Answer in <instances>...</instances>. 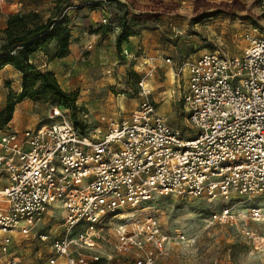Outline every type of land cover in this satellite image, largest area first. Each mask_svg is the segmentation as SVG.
<instances>
[{"label": "built area", "instance_id": "obj_1", "mask_svg": "<svg viewBox=\"0 0 264 264\" xmlns=\"http://www.w3.org/2000/svg\"><path fill=\"white\" fill-rule=\"evenodd\" d=\"M99 1L101 24L108 25V0L92 3ZM243 37L240 58L206 48L176 64L162 101L182 106L183 129L157 113L144 81L139 110L130 119L111 120L100 138L82 136L67 119L23 131L0 129V264H23L18 248L27 240L50 242L49 255H39L46 264L98 263L100 257L85 250L107 241L110 230L122 256L118 264H157L168 255L171 234L152 213L131 219L126 212L136 213L156 195H263L264 36L250 26ZM163 62L173 64L171 58ZM145 65L141 70L153 77V61ZM54 117H63L62 111L55 108ZM55 204L64 213L61 223L38 232ZM250 214L264 220L261 206ZM235 216L225 206L212 221Z\"/></svg>", "mask_w": 264, "mask_h": 264}, {"label": "rangeland", "instance_id": "obj_2", "mask_svg": "<svg viewBox=\"0 0 264 264\" xmlns=\"http://www.w3.org/2000/svg\"><path fill=\"white\" fill-rule=\"evenodd\" d=\"M92 1L71 0L60 5L72 28L70 54L66 59L52 60L57 51L54 42L47 48L49 62H62L55 75L64 91L76 95L74 107L24 100L15 106L9 129L23 131L67 119L82 136L100 138L111 120L130 119L139 110L144 99L139 95L142 81L152 91L149 101L157 113L172 127L183 129L186 113L182 106L162 101L163 92L173 87L176 64L184 58L196 59L206 48L227 57H242L246 47L243 34L250 26L258 27L264 36L262 0H110L108 25L101 24L102 18L90 24L92 13L102 16L100 5ZM57 2H0V30L4 20L16 13L8 11L12 5H16L13 10L33 7L32 11L47 20L58 12ZM223 3L232 7L228 9ZM124 32L131 37L118 48L117 39ZM1 38L0 35V43ZM89 43L93 45L91 50L87 48ZM124 51L134 59H128ZM166 58H171L173 64L165 65ZM145 60L153 61V77L140 68L146 67ZM19 83L15 72L9 69L0 72V114L5 111L9 97L19 94ZM55 108L62 111L63 117H54ZM257 205L264 210V194L251 198L235 195L228 200L207 195H156L133 213L134 217L152 213L171 234L168 255L157 264H264V220L255 221L250 214ZM225 206L235 210V219L225 223L212 221V213ZM50 209L53 216L38 226L40 233L58 227L62 221L64 213L60 205H52ZM115 243L110 230L107 241L85 253L100 257V262L94 264H118L122 256L116 252ZM49 252L50 242L27 240L18 248V257L23 264H46L39 255L48 256Z\"/></svg>", "mask_w": 264, "mask_h": 264}, {"label": "trees", "instance_id": "obj_3", "mask_svg": "<svg viewBox=\"0 0 264 264\" xmlns=\"http://www.w3.org/2000/svg\"><path fill=\"white\" fill-rule=\"evenodd\" d=\"M70 1L58 0V12L47 20L36 11L12 13L6 20V27L0 30V72L11 66L22 75L21 91L16 97H9L5 111L0 114V129L8 127L15 106L24 100L52 106L65 103L69 108L74 107L76 95L62 89L55 73L38 69L30 61L35 53L47 55V48L52 42L57 49L52 60L64 59L70 54L72 28L60 9V5ZM108 1L105 5L107 9ZM94 4L104 8L102 1ZM223 5L228 9L232 7V4ZM130 37L128 32L122 33L117 39V47L121 48Z\"/></svg>", "mask_w": 264, "mask_h": 264}, {"label": "crops", "instance_id": "obj_4", "mask_svg": "<svg viewBox=\"0 0 264 264\" xmlns=\"http://www.w3.org/2000/svg\"><path fill=\"white\" fill-rule=\"evenodd\" d=\"M22 5V4H20ZM16 5H12V7H15ZM11 8L8 9V11L10 12H28V11H32L34 10L33 7H29V6H26L24 9L23 8H19V9H15L13 10ZM37 12V11H36ZM104 14L102 12V16L101 15H94V13L91 14L90 16V24H92L93 22L94 23H97L100 21L101 19V22L104 18ZM6 27V19L4 20V23L1 24V29H4ZM95 27V26H93ZM66 59V58H64ZM31 63L34 64L38 69H41V70H45V71H52L54 73L57 72V70H59L60 68V65L62 62H54V61H48V58H47V55L44 54L43 52H38V53H35L34 55L31 56ZM57 61H61L60 59L57 60ZM6 69H9L11 70L12 72H15V75L19 78V84H20V89H21V81H22V75L17 72L16 70H14L11 66H7L5 68ZM20 91V90H19ZM10 128V127H9ZM0 152H1V149H0Z\"/></svg>", "mask_w": 264, "mask_h": 264}, {"label": "bare ground", "instance_id": "obj_5", "mask_svg": "<svg viewBox=\"0 0 264 264\" xmlns=\"http://www.w3.org/2000/svg\"><path fill=\"white\" fill-rule=\"evenodd\" d=\"M146 86H148V85H146ZM164 101L166 102V99H165ZM167 101H168V100H167ZM125 215L130 216L131 219H134V218H135L133 212H126Z\"/></svg>", "mask_w": 264, "mask_h": 264}]
</instances>
